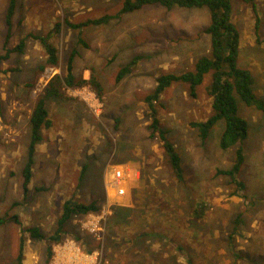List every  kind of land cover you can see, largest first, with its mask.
Listing matches in <instances>:
<instances>
[{
	"label": "rangeland",
	"instance_id": "rangeland-1",
	"mask_svg": "<svg viewBox=\"0 0 264 264\" xmlns=\"http://www.w3.org/2000/svg\"><path fill=\"white\" fill-rule=\"evenodd\" d=\"M255 1L253 9L234 0L232 20L240 33L237 64L251 71L253 90L264 100V0ZM7 3L0 0V216L16 214L20 224H0V264H16L21 225L51 235L68 199L95 200L99 210L71 217L52 254L72 239L84 250L98 251L100 264H186L176 250L181 244L195 264H264V111L238 101L249 125L239 174L247 187L239 195L231 194L228 177L215 173L231 165L235 150L218 145L223 122L206 140L190 126L210 114V74L196 96L187 84L176 82L157 104L160 123L180 154L184 184L174 178L159 140L150 136L144 97L159 74L192 70L198 57L209 55L210 38L203 31L207 10L147 5L119 13L123 0H17L7 46L13 48L22 38L25 45L22 52L4 57ZM105 14L112 16L107 23L82 29L86 45L65 22ZM57 22L61 27L52 40L59 59L51 66L39 41L27 34L44 35ZM72 52L75 75L87 79L92 74L103 93L98 97L84 85L66 88V97L45 98L52 126L41 130L25 197L21 169L29 118L48 81L64 73ZM135 57L132 71L117 81V72ZM116 169L124 177L121 195L108 184ZM117 206L126 207L118 216L113 214ZM236 218L240 222L233 235ZM92 219H98L99 230H89ZM230 235L239 256L231 249ZM25 239L22 264H47V240L27 233Z\"/></svg>",
	"mask_w": 264,
	"mask_h": 264
},
{
	"label": "trees",
	"instance_id": "trees-1",
	"mask_svg": "<svg viewBox=\"0 0 264 264\" xmlns=\"http://www.w3.org/2000/svg\"><path fill=\"white\" fill-rule=\"evenodd\" d=\"M234 0H123L119 13L132 12L147 5H159L166 9L173 8H205L208 12V23L203 31L210 38V53L198 57L192 70L181 73H162L155 78V85L152 91L144 97L150 116L149 130L150 136L156 137L167 156L171 171L178 183H185L184 168L181 163V157L176 146L167 137V131L162 127L158 116L157 104L165 90L173 83L182 82L188 85L191 95L196 96L197 87L202 84L207 74H210V81L207 86V93L211 98L210 114L203 120L190 121V126L195 127L201 139L206 140L212 129L219 122H223V127L218 138V145L223 150L235 148L232 163L229 167L216 169L217 175L228 177L233 184L232 195H239L245 190L247 184L239 178V174L245 164L246 155L243 143L249 135V125L246 118L239 114L238 101H242L246 106L254 107L264 111V100L256 95L253 90V76L249 69L240 67L237 63L240 49V33L232 20ZM255 9V0H242ZM17 0H8L4 15L6 26V36L3 43L5 50L4 57H7L12 51L22 52L25 45V38L20 39L19 43L13 48H9L8 40L11 36L12 18L15 12ZM112 16L105 14L97 18L87 19L83 22L73 23L65 21L68 26L78 30V40L83 45L82 29L87 25H99L107 23ZM61 23H55L53 29L46 34L28 33L27 36L38 40L45 55V63L54 66L58 63V49L52 40L54 33L60 30ZM74 52L70 53L66 60L65 71L63 74H55L44 88L43 95L39 97L33 107L29 118V141L26 149V160L21 169L22 193L27 196L30 190V182L33 176V165L36 148L42 139L41 130L52 126V120L45 105V98L48 97H66V88L82 87L89 85L97 94L102 96V83L91 74L89 78L77 77L73 69ZM138 57L133 58L128 64L123 66L116 74V80L119 81L126 74L132 71ZM126 207L117 206L113 209L114 215H119ZM99 207L97 202L89 203L78 202L74 199L66 200L61 209L57 220L56 230L46 236L38 226H22L19 237L16 264H22L24 257L25 233L31 239H46L48 242L46 253L48 259L52 255V244L61 240L64 233L65 223L74 215H85L97 212ZM195 217V209L193 211ZM197 216H200L197 215ZM13 221L20 224L18 215L0 216V224ZM239 219L234 220L232 229L233 235L237 230ZM235 230V231H234ZM145 235H150L145 232ZM230 235L229 243L236 256H239L235 250L234 239ZM86 249V248H85ZM176 250L182 252L186 258V264H195L181 244L176 245ZM86 252H92V248H87ZM187 253V254H186ZM176 261L174 260V264Z\"/></svg>",
	"mask_w": 264,
	"mask_h": 264
},
{
	"label": "built area",
	"instance_id": "built-area-1",
	"mask_svg": "<svg viewBox=\"0 0 264 264\" xmlns=\"http://www.w3.org/2000/svg\"><path fill=\"white\" fill-rule=\"evenodd\" d=\"M124 181L122 170L116 169L108 180L115 192L119 195L124 194L125 189L122 186ZM90 231H97L98 219L88 222ZM47 264H100L98 251L86 252L75 240H66L64 243L57 245Z\"/></svg>",
	"mask_w": 264,
	"mask_h": 264
}]
</instances>
